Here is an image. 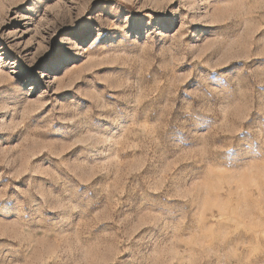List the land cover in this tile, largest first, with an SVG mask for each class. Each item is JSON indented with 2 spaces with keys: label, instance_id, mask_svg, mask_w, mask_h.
<instances>
[{
  "label": "rangeland",
  "instance_id": "1",
  "mask_svg": "<svg viewBox=\"0 0 264 264\" xmlns=\"http://www.w3.org/2000/svg\"><path fill=\"white\" fill-rule=\"evenodd\" d=\"M42 4L41 11L0 0L6 63L18 56L35 68L62 43L75 53L43 85H30L21 104L0 102V202L15 187L32 217L0 216V264H71L64 255L75 248V264H264V126L249 123L264 112V0H119L149 17L175 14L167 16L171 31L142 34L120 22L119 7L98 0ZM85 17L98 22V38L118 29L126 36L82 45L70 29ZM6 63L0 86L16 79L17 68ZM212 70L237 98L200 105L193 127L185 116L203 93L190 85L198 80L215 90ZM117 108L128 119L110 135ZM246 130L258 148L240 139ZM70 180L102 192L71 230L48 215L68 211L60 204L79 208L58 190L71 191ZM182 204L190 210L175 222L183 221L178 230L150 231L163 216L157 210L178 213ZM85 233L94 235L85 241Z\"/></svg>",
  "mask_w": 264,
  "mask_h": 264
},
{
  "label": "snow or ice",
  "instance_id": "2",
  "mask_svg": "<svg viewBox=\"0 0 264 264\" xmlns=\"http://www.w3.org/2000/svg\"><path fill=\"white\" fill-rule=\"evenodd\" d=\"M178 2V0H177ZM23 3L25 4V7H29L31 5L34 8H39L41 11L43 10V4L42 0H23ZM98 3L102 7H106L108 9H112L115 7H119V13L117 14V18L120 20L122 24L130 25L128 27V31L132 32L134 29L139 32L140 34L143 33L147 28H163L165 31H171L172 29L167 28L166 24L168 23L167 16L168 15H175L174 13L169 10L168 14L165 15H157L155 18L149 17L144 13H137L135 8H129L127 6H123L119 4V0H98ZM31 11V8L29 9ZM33 15H35V12H32ZM111 14V13H110ZM125 16H131L133 17L132 20H126L124 19ZM87 22V23H86ZM81 26L74 27L70 29V31L73 34V39L79 41L82 45H89L94 40L99 39L100 43H107L108 39H119L120 36H126V33L123 32V30L118 29L117 35L113 36L112 33H106L105 37H97V33L101 31L99 24L95 20L89 21L87 17H85L84 21H81ZM27 25H25L26 27ZM6 30V29H5ZM2 39V38H0ZM5 46L7 45V41L4 42ZM75 53L71 50L68 43H62V45L55 49L53 52L49 53L48 56L44 57L43 60L36 65L35 68L30 67L27 65L26 62L22 61V58L18 56H12L7 58V63L3 54V51L0 50V63H6V66L10 69L13 67L17 68L16 72H13V76L16 77V79L9 84L0 86V102H7L9 104H21L23 102V99L25 96L29 93L30 85L37 83V81L40 83V85H43V81L47 78H50L51 75H55L58 70L62 71V66L65 62L68 61V58L73 56ZM17 59L20 60V64H12L11 60ZM45 61H47V64L45 65ZM21 64L23 65L21 67ZM216 70H212L209 72V76L211 79V83L215 85V90L208 87L203 82H200L198 80L193 81V85L191 86H198L203 93V96L200 98L195 99V104L191 108V111L188 112V114L185 116L186 119L190 120L192 122V126L194 127L197 124V118L201 117L203 115V112L200 108V105L205 104L207 102H211L213 104H226L229 103L237 98L236 90L235 88L231 90H226L224 88V84L221 83V81H218L215 78ZM41 73H48L49 76L45 77L42 76ZM261 93H264V87H261L260 89ZM189 99H192L191 96H189ZM260 104H264V100H261L259 102ZM3 109H0V112H3ZM187 109L183 108V105L177 109V113L180 115H183L185 112H187ZM8 115H11V113H8ZM114 115L117 116V119L109 121V126L111 127L112 131L109 132V134H113L115 131H118L122 122H127L128 119V112L124 111L123 109L117 108L114 111ZM141 118H144V114L141 115ZM250 124L260 123L262 126H264V112L257 110L255 113H253L252 118L249 121ZM262 129L261 127H259ZM245 137H248L252 140L253 143H255L256 147H259V142L255 140V138L252 135L251 131H245L240 139H244ZM107 143V142H104ZM245 148L248 147V144L245 143ZM105 149L103 146L100 148H93L89 151V156L93 159L100 156L101 152H103ZM203 163V161H201ZM203 170L202 168L200 169ZM69 183L72 185L71 191H66L65 189H58L62 192V194L66 195L68 199L73 200L76 205H79V208H74L73 204H60L59 209L64 210L68 209V211H62L57 212V210H50L48 215L54 216L56 226H63L64 228L72 229L76 219H78L81 215H90V209L94 206H98L97 202L100 200L102 196V192H100L95 187H82L78 183L74 181H69ZM97 184H99V181H97ZM16 189L15 187L12 190V195L9 196V198L3 202H0V216L8 215L16 216L18 214L25 215L26 218L31 219L28 215V212L26 211L25 203H20L15 198ZM83 193V195L81 194ZM27 195V194H25ZM165 201H171L169 198L164 197ZM182 210L178 213L176 212H165L164 209L157 210L160 213H163V216L158 218L157 221L154 222L153 227L150 229L153 233H160L163 234L165 229L168 230H178L182 224L183 221H180L179 224L175 223L180 219L182 214L186 210H190L187 208L186 205H181ZM127 207V206H126ZM125 209H122L124 211ZM74 213V214H73ZM172 222L171 224L169 222ZM49 223H52L50 220ZM103 227H107V225H104ZM94 235V234H91ZM91 235L88 233L84 234V239L87 241L91 238ZM227 240V234H223L221 236H218L216 239V246L218 248H225ZM14 247H20L19 245H15ZM151 245L145 247V252L150 250ZM79 255V248L70 249L68 252H66L65 259H68L70 257L71 264H75V260L77 259ZM17 259L22 258L21 253H17V255L14 257ZM61 260L59 258L57 261Z\"/></svg>",
  "mask_w": 264,
  "mask_h": 264
}]
</instances>
